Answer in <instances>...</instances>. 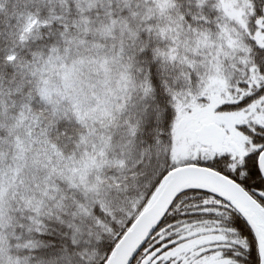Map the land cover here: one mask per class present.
<instances>
[{
	"label": "snow or ice",
	"instance_id": "6c2138e0",
	"mask_svg": "<svg viewBox=\"0 0 264 264\" xmlns=\"http://www.w3.org/2000/svg\"><path fill=\"white\" fill-rule=\"evenodd\" d=\"M0 264H264V0H0Z\"/></svg>",
	"mask_w": 264,
	"mask_h": 264
}]
</instances>
